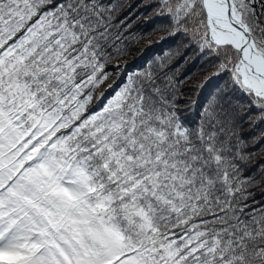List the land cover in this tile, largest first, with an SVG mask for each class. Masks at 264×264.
<instances>
[{
    "label": "snow or ice",
    "instance_id": "snow-or-ice-1",
    "mask_svg": "<svg viewBox=\"0 0 264 264\" xmlns=\"http://www.w3.org/2000/svg\"><path fill=\"white\" fill-rule=\"evenodd\" d=\"M261 126L264 0H0V264H264Z\"/></svg>",
    "mask_w": 264,
    "mask_h": 264
},
{
    "label": "trees",
    "instance_id": "trees-1",
    "mask_svg": "<svg viewBox=\"0 0 264 264\" xmlns=\"http://www.w3.org/2000/svg\"><path fill=\"white\" fill-rule=\"evenodd\" d=\"M129 2H131V0H129ZM144 15L146 16V15H147V12H145ZM142 18H143V17H142ZM147 39H148V38L146 37L145 39L141 40V46H142L144 43L147 42ZM133 51L136 53L137 49L134 48V49L132 50V52H133ZM133 55H134V54H133ZM128 58H129V57H128ZM128 58L123 57L122 60H123V59H128ZM203 74H204L203 72H200V73H198L197 75H198V76H202ZM193 79H196V77H194ZM241 103H243V101H241ZM181 107H183V105H181ZM261 127L264 128V126H261ZM245 131H247V129H245ZM258 131H259V130H258ZM260 156H264V152H258L257 156L254 157V160L259 159Z\"/></svg>",
    "mask_w": 264,
    "mask_h": 264
},
{
    "label": "rangeland",
    "instance_id": "rangeland-1",
    "mask_svg": "<svg viewBox=\"0 0 264 264\" xmlns=\"http://www.w3.org/2000/svg\"><path fill=\"white\" fill-rule=\"evenodd\" d=\"M132 54H134V55H135V52L133 51V52H132ZM126 58H128V57H126Z\"/></svg>",
    "mask_w": 264,
    "mask_h": 264
}]
</instances>
